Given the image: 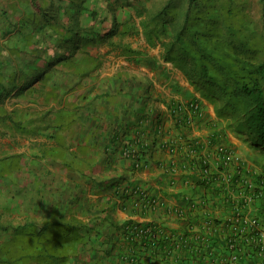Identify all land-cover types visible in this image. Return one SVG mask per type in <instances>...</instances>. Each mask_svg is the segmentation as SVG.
I'll return each mask as SVG.
<instances>
[{
	"label": "crops",
	"instance_id": "obj_1",
	"mask_svg": "<svg viewBox=\"0 0 264 264\" xmlns=\"http://www.w3.org/2000/svg\"><path fill=\"white\" fill-rule=\"evenodd\" d=\"M126 41L144 50V56L129 58L101 46L104 58L97 70L82 79L61 77L58 87L47 92H52L50 104L45 95L39 99L40 113L54 107L49 129L34 137L0 138L5 145L0 159L21 155L20 168L5 172L0 181L3 230L19 228L28 234L30 227L35 232H29L41 236L51 225L61 242L66 239L74 264H126L123 254L131 245L124 225L139 220L192 236L194 248L187 254L194 260L261 264L264 160L250 152L240 157L243 149L205 100L204 118L181 121L173 104L201 94L182 70L162 58L160 45L149 47L144 36ZM19 107L27 119L34 111L28 100ZM139 139L140 154L148 162L136 168L124 151L131 145L139 150L133 144ZM219 145L236 155L227 166ZM199 159H206L213 173L208 182L200 174ZM136 186L158 198V206L135 207L127 195ZM239 215L258 216L262 224L236 232ZM231 243L239 263L231 260ZM208 250L214 251L213 259ZM150 264L171 263L154 257Z\"/></svg>",
	"mask_w": 264,
	"mask_h": 264
},
{
	"label": "trees",
	"instance_id": "obj_2",
	"mask_svg": "<svg viewBox=\"0 0 264 264\" xmlns=\"http://www.w3.org/2000/svg\"><path fill=\"white\" fill-rule=\"evenodd\" d=\"M149 1L0 0V25L7 38L0 40V138L34 137L49 129L54 107L37 111L42 95L49 105L52 92H47L58 87L61 77L82 79L97 70L104 58L101 46L129 58L144 56V50L126 41L129 36H144L149 47L160 45L162 58L187 75L201 94L195 100L213 105L217 118L229 121L226 129L264 154V53L258 56L254 38H244L243 28L249 27L244 18L232 21L235 0H164L158 9H151ZM22 100L34 103L28 119L19 107ZM155 128L162 131L160 123ZM142 143L139 139L133 144H138V160L145 164ZM20 158L15 154L0 159V181L5 172L20 168ZM134 189L127 195L132 202ZM20 230L16 229L19 235L24 231ZM41 231V236L34 231L26 248L18 246L20 251L1 258L0 264H16L46 248L45 264H63L58 251L67 249L66 239L61 242L51 225ZM49 242L55 247L49 249Z\"/></svg>",
	"mask_w": 264,
	"mask_h": 264
},
{
	"label": "built area",
	"instance_id": "obj_3",
	"mask_svg": "<svg viewBox=\"0 0 264 264\" xmlns=\"http://www.w3.org/2000/svg\"><path fill=\"white\" fill-rule=\"evenodd\" d=\"M175 111L188 122H192L197 118H204L206 115L202 103L195 99L178 103ZM217 152L222 156L225 166L230 163L233 157H236L225 145H219ZM124 155L134 159L137 168L144 165L143 161L138 160L139 150L135 146L131 145L130 148H127L124 151ZM199 171L203 181L208 182L213 178V173L206 159L199 163ZM134 193L136 199L133 202L137 208L146 206L154 208L159 204V199L150 195L142 187H136ZM237 218V222L241 224L238 227L237 225H233V229L237 227L236 232L246 231L250 227H260L262 224L258 216L251 219H243L242 215H239ZM260 237L263 241V231L260 232ZM125 238L131 245V249L123 254V261L126 264H150V261L154 257L165 258L171 264H211L205 260H194L190 257V254H187L191 253V250L194 248L192 236L185 233L165 232L157 224L133 220L130 225L125 227ZM230 252L231 260L234 263H239L241 257L236 252L234 243L230 245ZM258 254L262 259L261 264H264V242L259 245ZM207 256L213 259L214 251L208 250Z\"/></svg>",
	"mask_w": 264,
	"mask_h": 264
},
{
	"label": "rangeland",
	"instance_id": "obj_4",
	"mask_svg": "<svg viewBox=\"0 0 264 264\" xmlns=\"http://www.w3.org/2000/svg\"><path fill=\"white\" fill-rule=\"evenodd\" d=\"M2 1H6V0H2ZM162 1L164 0H150L148 6L151 9L152 8L158 9ZM234 4L235 7L233 8L234 13H232L233 16L232 21L236 23L240 18H244L245 24L248 23L249 25V27L245 26V28H243L244 38L246 40L250 38H254L253 49L256 50L258 56L262 55L264 53V2H262L261 0H235ZM3 30H4L3 26L0 25L1 41L2 39H4L3 41L7 39L3 34L4 33ZM154 51L156 52L158 50L155 49ZM218 121L220 122L223 129H226V127L229 126L228 120L218 119ZM230 132L238 141L237 144L241 147L239 149L241 150L243 149V155L240 153V157H245V155H248L250 152L253 153V157L256 155L260 157L262 160H264V154L256 152L255 149L249 144V142L244 141L243 138L241 139V137H239V135H237L236 132H234L232 129L230 130ZM0 146H5L4 139L0 140ZM18 149L19 147L15 151H18ZM2 150L3 148H0V151ZM1 226L2 227L4 226V222L3 223L0 222V227ZM8 230L9 231H4L3 228H0V259L1 258L9 259L10 258L9 253H15V252L17 253L18 251H20V249H17L18 246H20L22 250L26 248L25 246L30 244L32 240V237L30 236L32 235V232L29 231H34L33 228L28 227L27 230L28 234L26 233L23 234L24 231L20 230L22 231V234L19 235L16 233V230H13L11 228H9ZM13 238L17 239V243H15ZM52 247H55V245L52 242H49L48 248L50 249ZM69 248L70 247H67V249L65 250L62 248V251L61 250L58 251V254L63 255V257L60 258L59 260L61 261L60 263H62L63 261V264H74L75 260L68 255ZM46 251H48L47 248L44 250L42 249L41 251L36 250L35 251L36 254L34 252L33 253L31 252L28 255L29 257H22L21 259L17 260L16 264H45L42 258L44 257L43 255L47 253Z\"/></svg>",
	"mask_w": 264,
	"mask_h": 264
}]
</instances>
